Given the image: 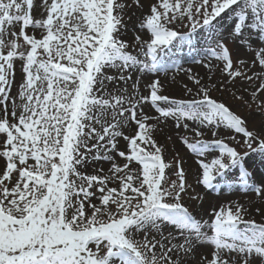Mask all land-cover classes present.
Wrapping results in <instances>:
<instances>
[{
  "label": "snow or ice",
  "instance_id": "obj_1",
  "mask_svg": "<svg viewBox=\"0 0 264 264\" xmlns=\"http://www.w3.org/2000/svg\"><path fill=\"white\" fill-rule=\"evenodd\" d=\"M136 12L147 39L130 44L121 37ZM203 30L227 79L206 86L189 69L191 99L163 94L159 78L143 95L141 79L166 78L162 57ZM238 81L233 99L261 116L251 128L211 95ZM169 120L197 137L180 141L198 157L199 184L238 169L240 191L264 201V176L245 159L264 155V0H0V264H264V223L245 219L247 207H213L209 222L186 206V195L198 197L183 161L173 171L154 138ZM204 129L239 134L248 151L205 140ZM101 161L107 170L86 171Z\"/></svg>",
  "mask_w": 264,
  "mask_h": 264
},
{
  "label": "rangeland",
  "instance_id": "obj_2",
  "mask_svg": "<svg viewBox=\"0 0 264 264\" xmlns=\"http://www.w3.org/2000/svg\"><path fill=\"white\" fill-rule=\"evenodd\" d=\"M138 16H139V12H136L135 14L132 15L131 20L128 21L127 30L124 31L121 37L122 39L128 38V42L130 41V44L134 41V38H132L131 35L133 33H140L137 32V30L140 29L136 27V25L138 24V20H137ZM230 23L231 21L228 18L220 20L217 26L218 30L228 27ZM175 28L176 30L181 32L188 31L187 27L182 26L181 24H176ZM227 44L230 49L233 48V43L231 41H228ZM193 45H189L187 42H184L180 46L173 47L172 49L168 50L166 52V55H164L167 56V59L169 58L168 72L166 78L164 73H160L159 77H157L155 74H150L143 77L140 82L141 93L143 95H148V89L146 88V85L148 83H151L152 79L159 78L164 84L166 83V80H168L170 76L179 75L181 72V68L186 66L192 68L202 67L205 69L215 68V73L213 75H209L211 79L208 78L206 80L208 82L207 86L216 84L219 87L220 84L227 79V77L222 74V63L216 61L208 52L209 41H208V36L206 35V30L199 32V34L193 40ZM187 48H190L188 49V51L193 48L199 51H197L195 54H190L189 52L179 54L180 52L187 50ZM129 50L133 51L132 49ZM240 58L244 59L248 64V66L253 67V71L257 70L255 66H252L253 55L251 54L250 49L249 50L241 49ZM233 59L235 60L236 57L234 56ZM183 60H187V61L183 63ZM194 60H200L203 61V63H194L193 62ZM204 63H209L210 65H212V67L206 68L204 67ZM17 69H19V65H17ZM244 70L247 71V68H245ZM209 72H211V70H209ZM109 74H112L111 71H109ZM136 75L137 73L135 72L132 73L133 81L136 79ZM131 83L132 82L130 81L128 84L129 88H131ZM118 86L120 88L125 87V85L122 82L119 83ZM239 86H240L239 81L235 86H233L231 83H227L225 84L227 91L221 88L220 90H213L211 92V95L218 100L224 101L227 105L232 106V109L234 111H236L239 115H241L243 118L249 121V127L251 128L253 124H258L260 122L261 116L259 113L251 111L246 105L242 104L241 101L233 99L232 93L234 90L238 89ZM15 91L16 89L14 88L13 93H15ZM145 111H149L150 114H155L154 110L145 109ZM165 125L168 128V130L166 131V133H164V136L157 138L156 141L159 145L164 146L165 148V151L163 152L164 160L166 163L173 165V171H175V160L179 159L183 161L182 166L186 173L187 183L188 185H190L188 191L191 196L198 197V199L192 200L190 199V196L186 195L184 197V202L186 206L189 207L190 211L193 212L196 218L201 219L202 221L210 222V213L212 211V208L222 206L226 203L236 202L247 207L248 205L247 200L245 201H242L244 199L239 200V197L245 193L240 191V185L237 181L238 169L227 170L224 176L216 177V179L213 181L212 188H205L203 185L197 182L199 166L196 163V161L198 157L194 153L189 152L187 148L180 141L181 136H186L190 143L194 142L195 139H197V137H195L194 133L191 131L185 132L183 129L180 130L175 129L174 121L169 120L165 123ZM192 127H198V126L192 125ZM223 130L227 131V129L219 130V136L213 137L208 129H204L203 131L205 135L203 139L212 140L219 138L222 139L229 146L235 147L242 154L245 151H248L240 143L241 136L239 134H236L230 130H228V132H223ZM169 137H171V139H169ZM232 137H235V139H233ZM218 154H219V150L213 148L211 154H206L205 157H201L199 159H205L206 161H209L215 155ZM245 159L248 170L253 172L257 179L264 176V155H261L258 152H249V155ZM100 167H103L105 170H107L109 165L107 162L101 161L99 163H95L94 165L90 166L89 168L86 169V171L88 173H92L95 169ZM176 178L177 177L175 175H170L168 177L169 183L171 182V180H174ZM246 195H248L247 198L261 201L258 198H255L254 195L251 193L245 194V196ZM262 202L264 203V201ZM205 210H207L208 214H205ZM261 216L263 215L260 214L256 216L250 213L249 215L245 216V219L255 220L257 223H264V217ZM199 258L200 256L197 255L193 259L199 260Z\"/></svg>",
  "mask_w": 264,
  "mask_h": 264
},
{
  "label": "bare ground",
  "instance_id": "obj_3",
  "mask_svg": "<svg viewBox=\"0 0 264 264\" xmlns=\"http://www.w3.org/2000/svg\"><path fill=\"white\" fill-rule=\"evenodd\" d=\"M137 32H140V33H133L131 35L132 38H135V35H137V34L144 35V33H142L140 30H137ZM146 37H147V35H144L145 39H146ZM124 40H126L128 42V38H124ZM129 43H130V41H129ZM190 48H187V50L180 52L179 54L186 53V52H189L190 54H195L197 51H199V50H196L195 48L188 51V49H190ZM163 59H164L166 65L168 66L169 65V60H168L169 58L167 59V56H163ZM186 61L187 60H183V63ZM189 69H191V74L197 76L198 78H201L202 82L206 86L208 85V82L206 80L209 78V75H213L215 73V68L205 69L202 67H199V68H197V67L192 68L189 66L182 67L179 75L170 76L169 79L166 80V83H164L163 94L168 95V96L173 97V98H177V99H180V98L191 99V96L185 95V90H184L185 84H187L188 87H194L192 81L188 80V77H187V73H188ZM209 70H211V72H209ZM167 130H168V128L166 127L165 124L161 125V127L157 131H155L154 138L157 139L161 136H164V133H166ZM223 132H228V130L227 131L223 130ZM247 196L248 195L245 196V194H243L242 196L239 197V200L244 199L242 201H245V200L248 201L247 208L250 210V213H252L253 215H256V216L261 214V215H263L261 217H264V214L255 211L256 207L264 208V203L262 201L247 198Z\"/></svg>",
  "mask_w": 264,
  "mask_h": 264
}]
</instances>
